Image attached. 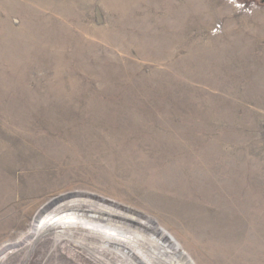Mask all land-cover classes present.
Masks as SVG:
<instances>
[{"label": "rangeland", "instance_id": "rangeland-1", "mask_svg": "<svg viewBox=\"0 0 264 264\" xmlns=\"http://www.w3.org/2000/svg\"><path fill=\"white\" fill-rule=\"evenodd\" d=\"M0 264H264V3L0 0Z\"/></svg>", "mask_w": 264, "mask_h": 264}, {"label": "bare ground", "instance_id": "bare-ground-1", "mask_svg": "<svg viewBox=\"0 0 264 264\" xmlns=\"http://www.w3.org/2000/svg\"><path fill=\"white\" fill-rule=\"evenodd\" d=\"M71 202H73V204H70V205H74L76 208H78V209H80V207L82 206V204H91V205H93V206H95L96 204H100L99 202H90V203H87V201H85V200H83V199H81V200H79V199H77V200H73V201H71ZM75 202H77V203H75ZM89 202V201H88ZM75 203V204H74ZM65 207H67V206H65ZM103 214H112V213H114L115 214V217H118V219L119 220H121V221H123V222H128L129 221V217L130 216H128V215H126V214H124V213H118V212H115V211H113V209H111L110 207H108L107 205H103V204H100L99 205V207L98 206H96ZM74 209V208H73ZM73 209H71V210H73ZM54 208H50V209H48L46 212H44L43 214L46 216L47 214H49L50 212H52V215H48L47 217L49 218L50 217V219H57V218H60V216L63 214L62 213V211H61V209H59V210H54ZM70 213V212H69ZM132 217V216H131ZM49 219V220H50ZM130 220H132V219H130ZM44 221V220H43ZM51 221V220H50ZM136 222H137V220H136ZM50 223V222H49ZM55 223V222H54ZM48 224V223H47ZM137 225H141L143 228H147V223H143V222H137ZM52 226V225H51ZM104 231L105 230H107L109 233H111V235H113L114 236V230H108V229H110V227H111V225L109 224V223H106L105 225H104ZM142 227H139V228H142ZM49 229V228H48ZM151 229V228H150ZM153 230V229H152ZM40 232V229H36V234H38ZM153 235L155 234V233H157V234H155L154 235V237L157 239V240H159V242H160V238H162L161 237V235H160V233L158 232V230L157 229H155V230H153ZM155 239V240H156ZM163 239V238H162ZM163 243H165L167 246H166V249L169 251V252H171L172 253V256L174 257V255L173 254H175L174 253V251L170 248V246H169V244L166 242V240H164L163 239ZM164 248H162V250H163ZM170 254V253H169ZM175 259H176V262L178 263V260H177V258L176 257H174Z\"/></svg>", "mask_w": 264, "mask_h": 264}, {"label": "water", "instance_id": "water-1", "mask_svg": "<svg viewBox=\"0 0 264 264\" xmlns=\"http://www.w3.org/2000/svg\"><path fill=\"white\" fill-rule=\"evenodd\" d=\"M262 1V3H264V0H261Z\"/></svg>", "mask_w": 264, "mask_h": 264}]
</instances>
